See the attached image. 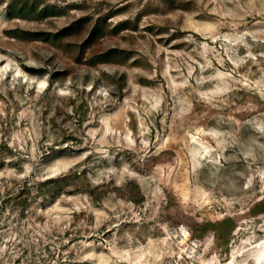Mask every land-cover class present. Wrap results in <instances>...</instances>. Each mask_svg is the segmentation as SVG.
Listing matches in <instances>:
<instances>
[{"label": "rangeland", "instance_id": "374dc122", "mask_svg": "<svg viewBox=\"0 0 264 264\" xmlns=\"http://www.w3.org/2000/svg\"><path fill=\"white\" fill-rule=\"evenodd\" d=\"M263 242L264 0H0V264Z\"/></svg>", "mask_w": 264, "mask_h": 264}, {"label": "bare ground", "instance_id": "6f19581e", "mask_svg": "<svg viewBox=\"0 0 264 264\" xmlns=\"http://www.w3.org/2000/svg\"><path fill=\"white\" fill-rule=\"evenodd\" d=\"M264 243V242H263ZM263 257H264V255L263 254H260L259 255V261H258V264H264V260H263ZM231 264V263H230Z\"/></svg>", "mask_w": 264, "mask_h": 264}]
</instances>
